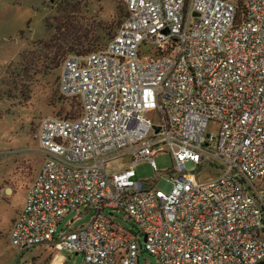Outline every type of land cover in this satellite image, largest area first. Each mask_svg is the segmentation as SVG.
Masks as SVG:
<instances>
[{"label": "built area", "instance_id": "2783aa9c", "mask_svg": "<svg viewBox=\"0 0 264 264\" xmlns=\"http://www.w3.org/2000/svg\"><path fill=\"white\" fill-rule=\"evenodd\" d=\"M121 1L101 48L61 59L58 92L79 109L39 119L42 162L10 241L79 264H136L141 250L160 264L264 258V0ZM165 150V175L136 174L142 160L158 172ZM76 207L90 219L57 230Z\"/></svg>", "mask_w": 264, "mask_h": 264}, {"label": "rangeland", "instance_id": "374dc122", "mask_svg": "<svg viewBox=\"0 0 264 264\" xmlns=\"http://www.w3.org/2000/svg\"><path fill=\"white\" fill-rule=\"evenodd\" d=\"M123 15L121 0H0V264H52L55 254L62 255L59 264H79L80 253L47 242L21 249L10 241L9 229L42 162L35 135L39 119L74 115L79 109L74 97L58 92L62 57L101 48ZM153 160L158 172L142 160L136 174L159 178L171 167L167 150L155 153ZM116 163L125 165L117 159L108 167L115 170ZM185 167L193 169L194 163L186 161ZM79 211L64 214L56 229L84 224L93 213ZM124 218L120 222L129 225ZM136 259V264H160L146 250L137 252Z\"/></svg>", "mask_w": 264, "mask_h": 264}, {"label": "crops", "instance_id": "0c3cea01", "mask_svg": "<svg viewBox=\"0 0 264 264\" xmlns=\"http://www.w3.org/2000/svg\"><path fill=\"white\" fill-rule=\"evenodd\" d=\"M4 188V186H3ZM12 219V218H11ZM62 255L59 254H55L52 258H51V263L52 264H59L60 260H61Z\"/></svg>", "mask_w": 264, "mask_h": 264}, {"label": "water", "instance_id": "95a60500", "mask_svg": "<svg viewBox=\"0 0 264 264\" xmlns=\"http://www.w3.org/2000/svg\"><path fill=\"white\" fill-rule=\"evenodd\" d=\"M252 264H264V258L259 259V260L255 261V262H253Z\"/></svg>", "mask_w": 264, "mask_h": 264}, {"label": "trees", "instance_id": "16d2710c", "mask_svg": "<svg viewBox=\"0 0 264 264\" xmlns=\"http://www.w3.org/2000/svg\"><path fill=\"white\" fill-rule=\"evenodd\" d=\"M84 52H86V51H83V52H75V53H84ZM56 53H54L53 55H55ZM65 114H67L66 116H72V115H70V113L69 112H65ZM75 115V114H74Z\"/></svg>", "mask_w": 264, "mask_h": 264}]
</instances>
